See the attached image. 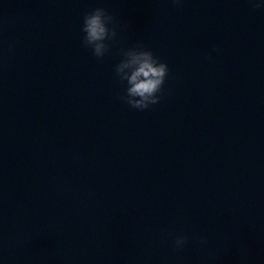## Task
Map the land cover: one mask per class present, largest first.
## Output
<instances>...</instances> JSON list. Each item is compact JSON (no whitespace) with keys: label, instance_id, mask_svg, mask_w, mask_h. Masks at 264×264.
<instances>
[{"label":"clouds","instance_id":"1","mask_svg":"<svg viewBox=\"0 0 264 264\" xmlns=\"http://www.w3.org/2000/svg\"><path fill=\"white\" fill-rule=\"evenodd\" d=\"M253 9L264 7L250 0ZM113 25V27H109ZM81 31L84 33L82 43L90 48L93 56L102 59L108 51L107 40L117 35L114 19L104 8H95L83 17ZM124 59L116 65V75L121 81H127L125 102L134 109L145 110L160 102L162 87L168 76V65L155 57L152 51L143 45H137L123 53ZM130 69V72H125ZM188 241L185 235H179L174 241L176 248H182ZM203 242V240L201 241Z\"/></svg>","mask_w":264,"mask_h":264}]
</instances>
